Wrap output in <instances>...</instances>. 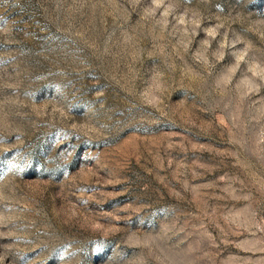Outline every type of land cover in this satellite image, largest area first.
<instances>
[{
	"label": "rangeland",
	"instance_id": "obj_1",
	"mask_svg": "<svg viewBox=\"0 0 264 264\" xmlns=\"http://www.w3.org/2000/svg\"><path fill=\"white\" fill-rule=\"evenodd\" d=\"M0 264H264V0H0Z\"/></svg>",
	"mask_w": 264,
	"mask_h": 264
}]
</instances>
